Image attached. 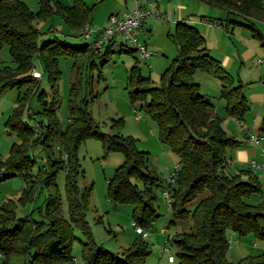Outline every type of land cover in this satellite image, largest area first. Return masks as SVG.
Segmentation results:
<instances>
[{
  "label": "trees",
  "instance_id": "trees-1",
  "mask_svg": "<svg viewBox=\"0 0 264 264\" xmlns=\"http://www.w3.org/2000/svg\"><path fill=\"white\" fill-rule=\"evenodd\" d=\"M205 1L245 18L264 16L262 0ZM92 9L93 5L85 0H72L70 4L60 0H38L35 12L23 0H0V44L8 45L14 62L12 66L0 64V92L12 86H25L23 94L17 97L18 108L9 117V124L21 141L13 143L8 157L0 160V175L21 174L27 184L18 196L22 203L34 200L40 190L44 192L43 204L37 206V218L31 213L18 216L13 199L1 203L0 264H67L72 258V225L85 226L75 183L78 173L75 148L85 131L98 130L96 121L88 115L85 106L72 104V98L69 102L70 116L64 127L57 123L53 106L43 107L49 119L37 121L36 125L22 118V111L28 97L35 93L41 97L42 94L35 89L39 79L30 72L35 56L43 61L51 87L56 92L59 56L79 52L85 55V52L96 53L99 50L90 48L87 43L72 46L57 37H43L34 20L58 13L66 24L79 31L90 20ZM176 28L180 30L176 32L179 36L177 53L164 69L160 83L151 88L138 86L145 78L139 75L138 67L133 66L137 71V76L136 71L133 74L136 83L128 92L132 98H148L144 103L145 111L156 121L160 140L178 156L176 180L174 184H167L172 212L170 221L189 216L191 229L176 232L172 237L179 257L176 264H232L225 259V249L229 244L226 229L264 236V198L256 202L246 199L261 191L256 175L250 169H240L238 173L225 170L226 147L238 144L240 140L222 127V116L214 111L211 99L199 91L198 83L192 79L193 70L199 68L220 79L221 95L229 114L241 117L248 104L242 92L236 91L237 86L231 85L230 76L220 61L206 50L200 31L193 27L189 29L180 20L176 21ZM112 40L107 39L102 54L111 50ZM261 43L264 45V39ZM259 127L264 131V116ZM111 141L112 147L124 151L125 160L114 176L107 180L108 192L113 199L132 200L133 220L144 227L157 215L152 191L155 176L149 174L150 170L144 166L143 154L134 148L132 139L111 135ZM38 142L44 149L46 146L51 148L55 142L57 150L46 149L42 168L33 173L34 157L27 151ZM62 169L66 178L67 214L56 183ZM241 174H247V177L242 178ZM132 175L142 178L141 189L131 182ZM148 252L147 243L141 237L121 255L91 240L82 246L86 264H143ZM236 264H264V252L246 256Z\"/></svg>",
  "mask_w": 264,
  "mask_h": 264
},
{
  "label": "rangeland",
  "instance_id": "rangeland-1",
  "mask_svg": "<svg viewBox=\"0 0 264 264\" xmlns=\"http://www.w3.org/2000/svg\"><path fill=\"white\" fill-rule=\"evenodd\" d=\"M26 5L36 12L38 0H23ZM70 4L72 0H60ZM93 5L92 15L82 30H73L64 22L60 14L53 13L44 18L34 20L35 25L47 38L57 37L72 46L83 43L93 48V40L108 26L110 14L118 16L131 10L136 1L151 12H159L160 16L140 17L141 25L133 29L137 41L145 45L151 52L147 59L140 51L118 32L111 38L110 51L102 54L107 43H102L96 53H71L59 56V69L56 79V92L51 87L50 76L43 61L38 56L33 58L34 68L41 72L39 83L35 88L41 92V97L35 93L28 97L23 107L22 118L29 124L36 125L37 121L46 122L49 115L43 110L44 106H53L57 123L66 126L70 116L69 102L86 108L88 115L96 121L98 130L85 131L75 148L78 173L75 176L78 189L77 198L85 226L72 225V240L70 243L71 259L67 264H86L82 257L84 242L102 245L107 250L121 255L133 242L141 237L147 243L149 252L143 264H176L179 261L177 246L172 240L176 232L190 230L191 220L187 216L171 222L172 212L163 190L167 189L169 176L174 169L178 156L166 143L159 138L156 121L145 111L144 100L132 98L128 90L134 88L136 68L145 81L138 86L148 88L160 83L164 69L171 58L177 53L179 36L176 21H184L189 29H204L203 19H209L213 24L209 31L203 32L205 45L212 49L220 44V64L228 72L230 83L237 86L236 91L242 92L248 108L238 117L227 112L225 99L221 95V81L218 77L199 68H195L192 79L198 83L200 92L205 93L214 104V111L221 117V125L238 144L226 147L227 163L225 170L234 173L235 170L250 169L260 183L261 191L255 192L246 199L256 202L264 198V170L259 166H251L250 159L261 165L264 158V131L260 130V122L264 116V16L263 18H245L231 14L225 8L213 5L205 0H85ZM264 5V0H262ZM232 18L241 23L229 21ZM222 22V26L218 25ZM204 23H207L206 21ZM88 31L85 36L83 32ZM186 31V29H185ZM256 32H258L256 34ZM218 39V41H216ZM6 43L0 44V64L14 65L9 55ZM218 57V56H216ZM137 76V71H136ZM73 84V85H72ZM25 86H12L0 92V160L4 161L13 143H20L17 132L9 124V117L17 106V97L23 94ZM55 100H54V98ZM39 111V112H38ZM140 113L138 119L134 116ZM8 123V124H7ZM111 135L132 139L134 148L143 154L144 166L149 174L154 175L153 205L156 217L143 232L138 233L132 225L134 202L132 200H116L110 197L107 180L112 178L116 169L123 164L125 153L112 147ZM258 136L256 142L251 138ZM108 145V146H107ZM57 150L53 142L51 148ZM46 149L40 142L32 144L28 153L34 157L31 172L36 173L42 168ZM238 173V172H237ZM65 171L62 169L56 178L57 191L67 214L65 197ZM246 178L247 174H241ZM130 180L137 188L143 187L142 178L131 176ZM174 184V182H172ZM27 184L21 174L0 175V205L4 200L13 199L16 202V213L22 216L31 213L37 218V206H42L44 192L40 190L34 200L22 203L18 196ZM202 194H205L202 192ZM196 200L199 194L196 195ZM140 225V224H139ZM163 228V231H160ZM229 244L225 249L226 261L236 264L246 256L264 252V236L253 233H239L231 228L226 229ZM173 261H168V255Z\"/></svg>",
  "mask_w": 264,
  "mask_h": 264
},
{
  "label": "built area",
  "instance_id": "built-area-1",
  "mask_svg": "<svg viewBox=\"0 0 264 264\" xmlns=\"http://www.w3.org/2000/svg\"><path fill=\"white\" fill-rule=\"evenodd\" d=\"M146 15H152L153 18L160 16L159 12H151L146 9L144 5L140 3V1H136L135 7L129 12H126L120 16L116 14H110L108 17V26H106L101 34L97 36V38L93 42V48H100L101 44L105 42L108 38H111L115 33H119L122 35V37L127 39V42L132 43L136 46L137 50L140 51V54L143 58L147 59L150 55L151 52H148L145 45L141 44L140 42L137 41V38L133 35V29L135 27H138L141 25L140 17L146 16ZM85 36L89 35L88 31H85L83 33ZM31 74L34 77L39 78L41 76V72L37 70L36 68L31 69ZM137 119L140 116V113L137 111L134 115ZM252 139H254L256 142L258 141L259 137L252 135ZM251 166H259L264 170V162L261 165H258L257 162L251 159L250 161ZM178 163L176 162L174 165V169L172 173L169 176V181L167 184H172V182H175L176 177H177V170H178ZM264 172V171H263ZM167 189L163 190V195L167 197L168 202H169V197H168V185L166 187ZM170 204V202H169ZM132 225L134 226L135 231L138 233L143 232V227L139 225L136 221L132 220ZM160 231H163V228H161ZM230 241V240H229ZM168 261H173V256L171 254L168 255ZM72 260L75 259V257L71 258Z\"/></svg>",
  "mask_w": 264,
  "mask_h": 264
},
{
  "label": "crops",
  "instance_id": "crops-1",
  "mask_svg": "<svg viewBox=\"0 0 264 264\" xmlns=\"http://www.w3.org/2000/svg\"><path fill=\"white\" fill-rule=\"evenodd\" d=\"M134 7H135V5H134ZM133 9V8H132ZM131 9V10H132ZM131 10H129V11H131ZM128 12V11H127ZM253 19V18H252ZM203 20H205L207 23H204L205 21H203L202 22V24H203V27H204V29H199V31H200V33H201V35H202V37H203V32H205L206 30H208L209 31V28H211L212 27V23L209 21V19L207 18V19H203ZM218 25H220V26H222V22H218ZM84 33V32H83ZM97 36H99V35H97ZM97 36L95 37V39L97 38ZM94 39V40H95ZM203 39H204V46L206 47V45H205V38L203 37ZM93 40V41H94ZM113 41V40H112ZM216 41H218V39L216 40ZM104 43H107V40H105V42ZM103 43V44H104ZM206 50L210 53V50H211V48H208V47H206ZM213 57H215V58H220V60L222 61V59H221V54H223V50H222V48H221V46H220V44L218 45H216V47H214L213 49H212V53H210ZM216 56H218V57H216ZM251 160V159H250ZM261 162H264V158H262V160H261ZM235 172H238L237 170H235Z\"/></svg>",
  "mask_w": 264,
  "mask_h": 264
},
{
  "label": "clouds",
  "instance_id": "clouds-1",
  "mask_svg": "<svg viewBox=\"0 0 264 264\" xmlns=\"http://www.w3.org/2000/svg\"><path fill=\"white\" fill-rule=\"evenodd\" d=\"M31 72V71H30Z\"/></svg>",
  "mask_w": 264,
  "mask_h": 264
}]
</instances>
